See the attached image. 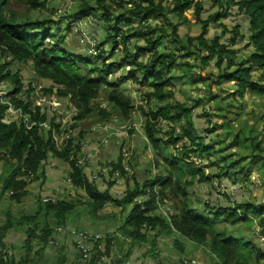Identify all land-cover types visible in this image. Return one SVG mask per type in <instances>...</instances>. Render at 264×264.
Returning <instances> with one entry per match:
<instances>
[{
  "label": "rangeland",
  "instance_id": "374dc122",
  "mask_svg": "<svg viewBox=\"0 0 264 264\" xmlns=\"http://www.w3.org/2000/svg\"><path fill=\"white\" fill-rule=\"evenodd\" d=\"M179 1V0H178ZM177 0H155L162 8L159 12H150L146 21L134 14V3L130 0H105L106 7H98L99 13H110V17L117 19L121 15L127 16L131 22L124 25L121 32H127L131 38L124 43L117 38V45L113 43L115 33L103 18L94 12L86 16L78 14L80 6L86 0H48L47 7L41 10L28 12L33 19L50 18L60 23V34L66 35L62 45L67 51L86 57L88 65L83 72L88 74L95 68H104L112 65L111 73L107 76L108 82L118 85L124 93L131 97L135 103L149 109L148 101L144 95L151 91L150 86L133 82L130 71L137 69L135 60L130 63L128 52H134L139 46L145 44L143 38L138 37V30L148 31L152 29L155 35H163V43L159 50L180 51L182 62H187L186 67L176 69L166 75L171 84L167 89L174 93L173 100L193 106L199 105L191 111V122L197 129V135L203 136L206 143L214 145V151L205 157L192 155L191 161L203 167L206 176L213 178L220 168L227 166L234 160L240 166H246L249 173L248 179L240 178L239 181L229 179H215L211 181L197 182L188 186L189 198L193 206L202 213L215 211L212 207L206 209L205 204L212 206L220 204L221 207L250 201L256 204L264 202V161L260 157L254 158V147L250 144L233 141L235 134L241 127H251L261 146L264 145V92L258 93L251 89L243 95L238 94V87L234 81L215 82V76L221 72L216 67L215 60L211 65L204 66L203 56L206 52L187 55L188 52L198 50L195 39L191 45L190 39L198 37L203 31V22L219 10L214 0H193L192 5L180 17L173 10ZM90 4L101 6L98 0H88ZM202 2V19L196 13V3ZM144 6H148L144 3ZM135 9V10H134ZM144 13H140V16ZM224 25V26H223ZM239 27V29H237ZM227 28L229 31H226ZM174 29L178 35L174 34ZM235 30L239 34L235 35ZM221 36L220 42L228 45L236 51L235 61L229 70L233 71L241 65L255 51L250 41L249 20L238 11L221 20L214 19L210 22L208 38ZM179 36V37H176ZM235 40L233 43L232 40ZM113 48V49H112ZM12 56L2 54L0 51V64L10 63ZM147 60V57H141ZM226 59L223 66L227 67ZM248 66V65H246ZM13 74L19 73L22 78L23 91L19 98L26 103H31L30 108L36 112L41 108V114H50L48 121L41 123V134L48 137L52 132L57 147L63 150L70 141L73 147H82L77 155L76 165H80L86 174L97 186L105 190L112 183L111 192L119 200L126 196L128 190L136 186V180L141 184L147 177L154 178L159 173L166 174L167 167L163 154H160L146 136L147 116L142 111L131 114L128 118L122 116L108 99L111 91L109 84L105 83L99 97L92 102V112L86 119L79 121L80 109L71 102V98H62L55 92L57 85L49 79L40 78L31 61L9 66ZM193 68L191 71L186 69ZM264 69L255 68L252 71L254 78L261 83ZM99 71H92L93 77H97ZM142 76L143 74L137 73ZM90 76V75H89ZM142 78V77H141ZM54 89V95L47 94L44 90ZM16 83L6 80L0 82V96L4 102L10 103V94L15 92ZM168 101V100H167ZM166 101V102H167ZM156 105L152 104V108ZM106 111V114L104 113ZM24 117L27 123L32 121V116L24 114L22 110L10 104L8 118ZM55 118L60 125L59 129H52L49 119ZM169 120H161L157 126L161 129L158 134L166 142L172 137L175 128L176 133L181 131V124ZM35 123H32L34 125ZM74 125V126H73ZM215 128L214 133H207V129ZM231 131L234 134L231 135ZM182 142L177 146L179 147ZM170 152H177L172 144ZM74 149V152H75ZM73 158L71 157V160ZM159 160L161 167L156 165ZM227 162V163H226ZM122 164L121 166H119ZM148 168L146 178L141 180L142 172ZM43 176L35 174L27 178L29 186L25 190L28 194L20 199H12L11 192H3L0 184V228H6L3 248L0 258L13 264H20V260L27 257L28 264H86L97 251L105 252L110 244V255L102 256L98 264H113L122 258L124 264H217V259L212 251L191 240L182 238L176 234H159L157 230L147 231V239L133 241L124 233V224L132 205L118 206L113 202L93 213L90 199L82 190H77L71 181V163L55 156H50L43 165ZM113 170V174H111ZM134 175L137 179L134 178ZM41 176V177H40ZM58 200L77 203L65 219H57L56 210H48V202L55 203ZM166 205H158L156 215L169 217L173 213V203L169 199ZM63 227L66 230H88L98 234L99 239L94 240L88 246L90 254L88 258L81 256V252L74 243V238L66 231L56 232V228ZM52 229L48 236L47 247L40 238L44 229ZM229 235L244 237L255 242L264 250V235L259 224L255 221L253 226L247 223H237L226 227ZM32 230L36 235L31 237ZM31 241L28 246L27 241ZM179 242L182 249L177 248L175 242ZM97 244V246H96ZM31 246V249L29 248ZM2 249V248H1ZM30 249V250H29ZM39 252V254H38ZM129 256L126 257V255ZM254 264H264V260Z\"/></svg>",
  "mask_w": 264,
  "mask_h": 264
},
{
  "label": "trees",
  "instance_id": "16d2710c",
  "mask_svg": "<svg viewBox=\"0 0 264 264\" xmlns=\"http://www.w3.org/2000/svg\"><path fill=\"white\" fill-rule=\"evenodd\" d=\"M121 1L123 3V0ZM130 1L136 7L134 14L144 22L150 12H159L163 8L156 4L155 0ZM192 1L179 0L174 8H171L173 10H167V12H175L183 17L184 12L192 5ZM104 2L105 0H98L101 6H95L86 0L83 6H80L78 14L86 16L94 12L96 16L103 18L111 27L114 26L113 43L115 45L118 43V37H121L120 40L124 43L128 42L131 36L127 32H121V29L124 25H129L131 20L124 15L115 20L110 17V13L97 12L98 7H106ZM47 3L48 0H0V51L2 54L13 57L10 63L0 64V82L10 79L16 83L15 92L9 93L11 95L10 103L4 102L0 96V184L2 191L11 192L12 199L20 201L22 197L28 194L25 189L30 183L27 179L29 175L31 176L32 173L36 177L43 176V165L50 156H55L71 163L72 172L69 175L72 184L77 190L84 191L89 197L94 214L102 210L109 202L121 207L132 205L124 224V233L130 236L133 241H144L147 239V231L157 230L158 235L176 234L204 246L213 252L217 264H254L264 260V250L255 242L244 237L231 236L226 228L228 225L244 222L253 226L256 221L264 235L263 201L258 204L244 201L224 207H221L220 204L212 206L209 203L205 204L204 207L206 209L214 207L216 210L202 213L193 206L189 198L188 186L194 185L196 180L203 182L211 178L206 176L202 166L198 165L196 161H191V157L192 155L205 157L211 154L214 151V145L206 143L203 136H198L197 129L191 122V111L199 105L200 101L195 102L193 106L175 102L173 100L174 93L167 89L171 80H168L166 75L176 69L186 67L187 62H182L180 59L181 55L185 54H181L177 50H159L158 47L162 45L164 36L155 35L150 28L148 31L138 30L134 34L143 38L145 44L139 46L134 52H129L126 48L123 49V51L128 52L127 58L130 63L135 60L137 64V69L130 71L133 82L150 86L151 91L143 96L149 104V109L146 110L118 88L117 84L108 82L107 76L111 73L112 65L102 69L90 70V76L84 73V67L89 62L87 58L67 51L62 46L65 43L66 35L60 34L55 39L56 34L60 31V23L50 18L33 19L31 14H28L30 11L46 8ZM144 3H147L148 6H144ZM201 3H196V13L200 19H202L201 13L203 12ZM214 4L219 7V10L203 22L202 33L198 37L190 39L191 45L195 39L197 40L196 46L199 49L195 52H188L187 55L197 54L198 57H201V53L206 52L205 56L202 55L204 66L211 65L212 60L216 59V67L220 68L221 72L215 76V82L234 81L238 87L239 95H243L249 89L263 93L264 71L262 83L254 78L252 71L255 68L264 69V0H214ZM235 10L249 20L250 41L248 43L255 48V51L246 60L244 66L241 65L230 71L229 68L235 61L236 51L229 48L227 44L220 42L221 36L208 38L207 34H209L211 20L226 18ZM140 13L144 14L140 16ZM225 30L229 31L227 28ZM234 33L237 35L240 32L235 30ZM174 34L178 35L175 29ZM232 42L234 43L235 40L233 39ZM141 57H147V60H142ZM226 59L228 60L227 67H224L223 64ZM26 61L33 63V68L40 78L52 80L57 85L56 94L62 98H71V102L80 109L79 121L86 119L92 112V102L99 97L103 85L109 84L111 87V91L108 93L109 102L120 111L123 117L128 118L131 114L139 111L146 114L148 118L146 136L151 141L153 148L164 155L167 164L166 174L159 173L154 178H146L148 172L145 173V171L148 168L144 169L140 178L141 180L146 178L144 183L141 184L140 181L136 180V186L132 190H128L126 196L120 200L110 190L112 183L109 185L110 188L100 189L86 174L85 170L80 165H76L77 155L81 152L82 147L76 145L75 149L71 140L70 144H67L63 150L59 149L52 132H49L48 137L41 134L43 129L41 123L48 121L50 114L42 115L40 107L34 112L30 108L32 102L26 103L19 98L20 92L24 89L22 78L19 73L13 74L9 66ZM92 71H99L98 76H91ZM137 73L143 75L140 76ZM44 91L54 95L53 88ZM10 104L16 110H22L24 114L31 115L32 121L27 123L24 117L9 119ZM152 104H155L156 107L152 108ZM104 113L106 114V111ZM161 120H169L176 124L183 122L180 123L181 131L174 136L176 132L174 128L170 140L164 142L158 136L161 129L156 127ZM32 123L35 124L32 125ZM49 123L52 129L60 130V125L54 117L49 119ZM206 131L212 134L215 128H209ZM230 133L231 135L234 134L233 131ZM233 141L251 144L254 147V152L258 151L252 156L254 158L260 157L264 161V145L261 146V141L251 127H241L239 132L235 134ZM180 142H182L181 145L175 147ZM165 143L174 145L177 152H170L169 146H165ZM238 161L226 162L228 165L220 168L219 173L213 174L211 181L229 179L238 182L240 178L248 179L249 173L246 166L238 168ZM156 165L161 167L159 160H156ZM111 174H113V170ZM134 178L137 179L135 175ZM148 189H152L151 198L143 200L142 203H136L135 198L142 196ZM169 199L173 203V213L167 218L156 215L158 205H166L165 202ZM76 204L58 200L55 203L48 202L46 207L48 210L55 209L57 219L63 220L76 207ZM6 230V228H0L1 254H3V248L7 247L4 242ZM52 232V229H44L40 237L44 242L43 248L47 247L48 236ZM35 235V230H32L31 237ZM30 243V240L27 241L28 246ZM108 245L105 252L97 251L86 264H98L103 255H110V244ZM175 245L182 249V244L180 245L179 242L176 241ZM29 248L31 249V246ZM182 261L188 264L186 260ZM0 264L13 263L1 257ZM20 264H28L27 257L24 256L20 260ZM113 264H124V262L120 258Z\"/></svg>",
  "mask_w": 264,
  "mask_h": 264
},
{
  "label": "built area",
  "instance_id": "2783aa9c",
  "mask_svg": "<svg viewBox=\"0 0 264 264\" xmlns=\"http://www.w3.org/2000/svg\"><path fill=\"white\" fill-rule=\"evenodd\" d=\"M31 176H33L32 173H31ZM151 195H152V189H148L147 192H145L142 196L136 197L135 202L142 203L143 200H147L151 198ZM55 231L56 232L66 231V233L73 236L76 248H78L79 251L81 252V256H84L85 261H87L85 258H88L90 254V249L88 246L90 245L92 241L100 238L98 234H93L89 232L88 230H76V229L66 230L63 227H60V228H56Z\"/></svg>",
  "mask_w": 264,
  "mask_h": 264
},
{
  "label": "crops",
  "instance_id": "0c3cea01",
  "mask_svg": "<svg viewBox=\"0 0 264 264\" xmlns=\"http://www.w3.org/2000/svg\"><path fill=\"white\" fill-rule=\"evenodd\" d=\"M107 256H109V255H107Z\"/></svg>",
  "mask_w": 264,
  "mask_h": 264
}]
</instances>
